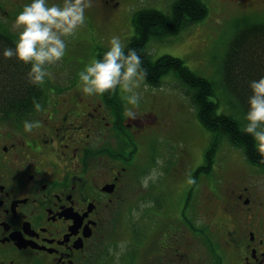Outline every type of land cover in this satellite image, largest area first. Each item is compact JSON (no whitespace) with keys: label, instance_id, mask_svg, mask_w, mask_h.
I'll use <instances>...</instances> for the list:
<instances>
[{"label":"flooded vegetation","instance_id":"af4514ba","mask_svg":"<svg viewBox=\"0 0 264 264\" xmlns=\"http://www.w3.org/2000/svg\"><path fill=\"white\" fill-rule=\"evenodd\" d=\"M73 79L59 72L40 85L39 120L35 110L1 122L8 129L0 132V264H264V231L193 230L203 210L210 219L218 210L219 219H245L253 210L248 187L227 186L221 197L204 192L207 178L193 174L196 183L185 189L167 191L160 181L148 193L141 184L146 172L121 145L126 130L115 97L85 96ZM25 121L41 127L25 132ZM148 125L151 134L160 128L155 115ZM139 133L151 136L137 132L129 144L138 145ZM258 215L257 209V222ZM175 222L195 227L170 233Z\"/></svg>","mask_w":264,"mask_h":264},{"label":"rangeland","instance_id":"374dc122","mask_svg":"<svg viewBox=\"0 0 264 264\" xmlns=\"http://www.w3.org/2000/svg\"><path fill=\"white\" fill-rule=\"evenodd\" d=\"M202 1L209 10L208 16L203 21L167 41L151 40L148 51L154 61L166 55L179 58L197 75L215 83L218 87L216 96L221 107L224 106V110L230 116L243 122L245 117L239 112L235 103L234 107L232 95L225 90L222 65L237 32V25L247 21L249 24L264 23V0ZM172 2L173 0H102L100 3L99 0H93V7L87 9L85 13L86 27L78 31L75 36L67 38V51L63 60L50 65L48 71L53 75L61 72L74 78V82L77 83L78 74L94 59L98 60L99 56L108 51L109 42L113 36H119L125 46L128 44L135 35L133 16L137 11L155 9L170 15ZM29 3L31 0H0V27L18 36V33L12 30V25L17 15ZM48 3L49 5L62 4V0H48ZM40 90L41 88L38 90L37 103H40L43 98ZM137 91L141 95L139 107L136 109L140 119L130 121L123 116L125 107L130 105H127L125 98L127 93L122 90L121 98L124 106L122 108L120 106L119 110L113 106L115 114L122 122V129L126 130L121 145L126 151L133 152L135 169L146 172L141 184L148 193L153 194L152 189L155 185L157 187L160 181L167 191H174L177 187L185 189L189 186L187 181L190 176L193 177V172L204 166L205 152L210 144L211 133L200 124L185 89H182L173 75L164 77L159 86L152 87L143 81ZM235 102L239 105L236 98ZM34 111L33 105L20 118H25ZM154 115L157 117L160 128L151 134L154 127L149 126L148 123H152ZM39 116L41 112L35 111L34 117L39 120ZM5 120L7 119L0 120L1 133H5L8 129L7 123H1ZM130 122L139 123V125L129 127ZM141 131L150 132L148 134L151 136L144 137L143 133H139L138 145L129 144L131 139L134 140L135 133ZM1 133L0 143L4 141ZM112 140L117 142L115 138ZM222 143L219 153L212 160L211 171H208V175L206 173V177L205 169L200 173L201 178H207L202 190L204 192L216 190L223 197L224 192H227L225 189L227 186L248 187V194L252 196V206L255 210H252L250 214L247 213L245 219L236 216L233 218L229 214L225 215L224 219H219L220 210L217 217L210 219L209 213L203 210V214L200 213L201 217L195 215L198 225L193 230L212 232V236H236L237 229L241 236H244V231L245 236H250L251 231L255 233L264 231V168L249 163L243 152L228 142ZM121 145L118 147L121 148ZM231 189L228 188L229 193ZM246 208L244 210H247ZM256 208L259 214L258 222L255 219ZM187 215L192 219L193 209H190ZM199 219L200 221L208 219L205 224L211 225V231L205 224H199ZM189 226L187 222L185 225L175 222L174 230L170 233L192 229ZM143 227L144 232L152 231L150 223ZM219 228L221 229L218 230ZM233 229L236 231L232 232ZM208 247H211L209 243Z\"/></svg>","mask_w":264,"mask_h":264},{"label":"trees","instance_id":"16d2710c","mask_svg":"<svg viewBox=\"0 0 264 264\" xmlns=\"http://www.w3.org/2000/svg\"><path fill=\"white\" fill-rule=\"evenodd\" d=\"M208 14V7L202 0H173L170 15L155 9L139 10L133 16L135 35L125 46V51L134 48L140 54L142 66L148 73L145 80L147 85L159 86L168 75L177 78L179 85L185 89L200 124L211 133L204 166L193 172L194 178L203 169L204 174L208 175V171L212 169V160L219 153L224 141L241 150L249 163L264 168V157L258 153L255 141L243 131L247 124L248 100L252 94L249 85L264 77V23H239L222 65L225 90L232 95L234 107L236 104L245 117L243 122L230 116L224 106L221 107L216 96L218 87L215 83L197 75L179 58L166 55L154 61L148 51L151 40L167 41L200 23ZM16 38L18 36L0 27V120L8 119L11 113L20 118L34 105L33 101H36L41 88L29 83L27 73L30 65H24L15 57L5 59L2 56L3 49L15 48ZM103 55L99 57L102 58ZM120 94L118 87L113 94L116 101L112 105L116 109L123 105Z\"/></svg>","mask_w":264,"mask_h":264},{"label":"clouds","instance_id":"9594fccd","mask_svg":"<svg viewBox=\"0 0 264 264\" xmlns=\"http://www.w3.org/2000/svg\"><path fill=\"white\" fill-rule=\"evenodd\" d=\"M93 7V0H62V4L49 5L48 0H31L17 15L12 30L18 33L15 48H5L2 56L5 59L16 58L24 65H30L27 73L29 83L40 86L46 78L52 79L48 71L50 65L63 60L67 51V38L86 27V10ZM140 54L134 48L125 51V44L119 36H113L109 49L101 59L93 60L79 75L80 90L85 96L113 95L119 87L127 93L123 116L130 121L140 119L136 109L141 99L137 89L147 78ZM249 109L246 115L247 124L243 131L255 141L261 157H264V77L254 80L249 85ZM35 110L41 105L33 101ZM39 121L24 122V131L31 133L40 128ZM188 184H195L189 177Z\"/></svg>","mask_w":264,"mask_h":264}]
</instances>
